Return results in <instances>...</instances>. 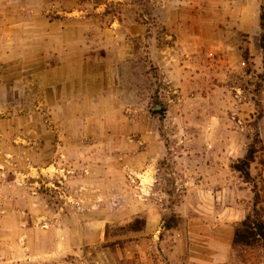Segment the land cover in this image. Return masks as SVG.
<instances>
[{
    "label": "rangeland",
    "instance_id": "1",
    "mask_svg": "<svg viewBox=\"0 0 264 264\" xmlns=\"http://www.w3.org/2000/svg\"><path fill=\"white\" fill-rule=\"evenodd\" d=\"M182 2L0 0V264H264V28Z\"/></svg>",
    "mask_w": 264,
    "mask_h": 264
},
{
    "label": "crops",
    "instance_id": "2",
    "mask_svg": "<svg viewBox=\"0 0 264 264\" xmlns=\"http://www.w3.org/2000/svg\"><path fill=\"white\" fill-rule=\"evenodd\" d=\"M188 0H184L183 5H186ZM192 0H189V2ZM197 1V0H196ZM241 6H243V9L240 10L238 13L235 11H229L227 12L226 16H223V21L225 22L227 20L228 24H232V30L229 31L230 34L234 35V39H240V36H250L252 39H257L259 32L261 30V22H260V14H259V9L261 5L260 0H240ZM186 3V4H185ZM239 3V5H240ZM254 12V15L249 16V12L251 11ZM180 20L182 23H193V24H200L204 23V19H207L206 16H201V15H184L181 14L179 16ZM204 29V28H202ZM201 32V28L199 30ZM197 34L195 33V36ZM231 38V36H230ZM233 39V38H232ZM237 44V43H236ZM235 45H232L231 43L227 44L224 43L228 48H235ZM239 44V43H238ZM254 44L256 42L254 41ZM255 55V54H254ZM262 138L264 142V131H262ZM261 174L264 177V164L262 165L261 168ZM248 211H243L238 213V215H233L229 220H227L228 224L225 226V230L227 232H230V241L233 239V225L237 222L242 221Z\"/></svg>",
    "mask_w": 264,
    "mask_h": 264
},
{
    "label": "trees",
    "instance_id": "3",
    "mask_svg": "<svg viewBox=\"0 0 264 264\" xmlns=\"http://www.w3.org/2000/svg\"><path fill=\"white\" fill-rule=\"evenodd\" d=\"M261 21L262 28H264V12L262 13ZM262 38L264 39V36ZM262 51L264 53V44H262ZM250 161L251 160H249V162ZM249 162L242 166H235V170L240 172L247 182H249L251 177V174L248 170ZM144 224V222L142 224V221L137 220L128 226L130 229L129 231H142ZM233 245L234 247L243 248H255L261 245L264 248V218L259 212H252V214L247 216V218L235 229Z\"/></svg>",
    "mask_w": 264,
    "mask_h": 264
},
{
    "label": "water",
    "instance_id": "4",
    "mask_svg": "<svg viewBox=\"0 0 264 264\" xmlns=\"http://www.w3.org/2000/svg\"><path fill=\"white\" fill-rule=\"evenodd\" d=\"M157 108H158V109H160V108H161V106H160V105H158V106H157Z\"/></svg>",
    "mask_w": 264,
    "mask_h": 264
}]
</instances>
